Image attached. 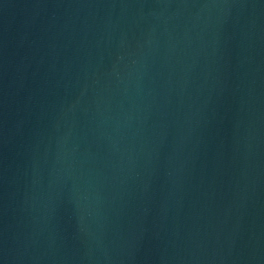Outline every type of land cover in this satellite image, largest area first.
<instances>
[{
    "label": "water",
    "instance_id": "obj_1",
    "mask_svg": "<svg viewBox=\"0 0 264 264\" xmlns=\"http://www.w3.org/2000/svg\"><path fill=\"white\" fill-rule=\"evenodd\" d=\"M0 264H264V0H0Z\"/></svg>",
    "mask_w": 264,
    "mask_h": 264
}]
</instances>
